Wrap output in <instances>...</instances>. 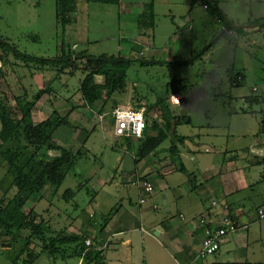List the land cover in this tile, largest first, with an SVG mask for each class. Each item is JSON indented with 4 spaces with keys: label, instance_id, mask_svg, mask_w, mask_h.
I'll return each instance as SVG.
<instances>
[{
    "label": "crops",
    "instance_id": "1",
    "mask_svg": "<svg viewBox=\"0 0 264 264\" xmlns=\"http://www.w3.org/2000/svg\"><path fill=\"white\" fill-rule=\"evenodd\" d=\"M242 5L244 18L230 16L256 50L249 49L241 62H235L234 66L240 69L230 70L244 76L241 106L232 101L224 108L217 102H201L183 88H165L161 96L168 117L159 119V127L147 129L144 135H157L159 128L170 130V135L157 150L141 158L140 139L115 136L113 106L110 107L113 102L104 105V95L101 100L88 103L79 92L85 73L81 77L77 71H35L0 49V68L5 71L0 76V92L5 91L2 86H7L14 97L50 88L51 92L44 94L34 107V121L57 117L60 123L53 131V140L62 148L81 152L78 159L83 151H101L102 156L109 151L113 163L103 160L101 165L94 164L87 176L96 184L92 186L97 187V194L89 201L95 200L100 215L90 211L70 218L61 227L68 235L84 234L91 239L92 247L101 252L106 264H264V218L258 216V210L264 209V0H242ZM181 22L186 23L184 19ZM142 36L148 37L144 31L138 32L133 50H147L145 43L150 44L149 40L142 41ZM136 43L140 44L139 49L135 48ZM120 52L123 51L119 49L117 54ZM255 61L260 63L258 69ZM96 80L103 82V77L97 76ZM177 91L179 101L186 100L181 107L173 97ZM115 98L119 105L129 106ZM11 103L15 106V98ZM153 116H147L148 126L159 118L157 114ZM173 142L177 154L170 149ZM60 153L51 149L47 156ZM135 177L154 184L155 193L147 195L145 203H140L142 188L131 184ZM4 191L0 190V197ZM50 196L48 189L45 199L36 205L44 217L56 207ZM214 200L229 204L239 228L226 238L217 253L202 258L199 251L204 234L198 220L203 217L211 223L218 222L222 209L212 205ZM52 225L57 227L55 221ZM33 249L41 255L32 264H95L74 254L72 246L65 249L63 256L42 254L40 246ZM19 250L9 237H3L0 264H12ZM24 257L25 254L19 262Z\"/></svg>",
    "mask_w": 264,
    "mask_h": 264
},
{
    "label": "rangeland",
    "instance_id": "2",
    "mask_svg": "<svg viewBox=\"0 0 264 264\" xmlns=\"http://www.w3.org/2000/svg\"><path fill=\"white\" fill-rule=\"evenodd\" d=\"M122 1V8L120 5L80 1L75 24L63 33L55 15V0H0V39L9 41L20 51L44 57H54L63 41H71L78 44L75 45L76 53L86 49L95 55H111L117 54L120 49L122 54H130L135 59L165 60L164 64L159 65L133 62L123 92L115 95L121 99L122 104L130 107L149 106L146 113L152 118L157 114L164 119L162 113L167 111L161 94L171 86L183 88L192 97L201 99V102H217V105L227 108L234 101L241 106L243 85L232 86L229 71L240 69L234 66L235 62H241L248 50H256V47L251 46L244 34L235 28V35L229 34L225 24L229 22L237 26L231 14L237 15V18L245 17L242 0H235V3L233 0H208L209 9L203 7L202 0H154V29H149L150 8L146 6L151 0ZM145 12L147 17H141L144 23L139 28L138 18ZM219 12H223L224 23L217 21ZM182 19L186 21L185 24L181 22ZM146 29L151 34L146 37L150 44L144 42L148 45L147 50L144 47L142 51L133 50L134 38L138 32H145ZM144 37L142 41L146 40ZM216 37H219L218 41L211 46ZM77 63V74L83 77L85 59H79ZM254 65L258 69L260 63L255 61ZM1 88L5 89L3 92L11 101L14 98L11 91L7 86ZM173 94L176 104H179L180 92ZM83 152L68 173L61 194L54 196L55 209L45 216L51 220L50 224L55 221L58 228L55 225L53 227L56 230H61L72 217L84 216L90 211L100 215L94 206L95 200L89 201L91 196L97 194V187H93L96 184L88 181L87 176L94 164L101 165L103 160L105 163L113 161L109 151L103 153V156L101 151H92L90 154ZM1 177L3 174H0V180ZM0 182V190L7 188L12 182V174H6ZM69 187L74 188L76 195L73 199L65 200L61 195ZM59 207L64 210H58Z\"/></svg>",
    "mask_w": 264,
    "mask_h": 264
},
{
    "label": "trees",
    "instance_id": "3",
    "mask_svg": "<svg viewBox=\"0 0 264 264\" xmlns=\"http://www.w3.org/2000/svg\"><path fill=\"white\" fill-rule=\"evenodd\" d=\"M80 1L88 4L101 3L105 5H120L121 2V0H55V15L63 33H66L69 26L76 21ZM201 4L204 6V4H208V1L202 0ZM146 6L150 8L149 29H154L156 26L154 0H151ZM209 8L208 4L207 9ZM143 15L146 16V12L138 18L139 28L144 23L141 21ZM217 16V21L218 19L221 20L218 23H224L220 12ZM234 27L238 28L237 31L241 29V27L231 25L229 22L225 24L226 31L232 30L234 33ZM148 32L146 29L145 34L150 37L151 34ZM218 39L219 37H216L210 45H214ZM75 45L71 41H63L60 44L59 53L50 58L20 51L14 44L0 39V48L7 57L12 53L17 61H21L26 67L35 69V71L52 69L58 73L67 70L74 73L79 69L78 60L85 59V66L82 69L85 76L80 81L79 92L90 102L99 101L105 95L104 105L112 101L113 105L110 107L113 106V110L121 106L118 104L115 95L123 92L127 84L128 71L133 62H141L147 65L151 63L159 65L166 62L163 59H135L130 54H122L123 52L111 55H95L86 50H81L76 53ZM1 58L3 57L1 56ZM4 63L7 64V60ZM4 74L3 68H0V76ZM97 76H102L103 82H98ZM229 76L232 86H239L244 80L243 74L239 71L236 73L229 71ZM238 76H242V81L233 85ZM47 92H51V89L44 87L31 95H15V106L12 105L6 93L0 92V174H3L2 180L6 174H12V182L5 188L4 194L0 197V240L3 237H9L15 249L20 247L12 264H32L41 255L40 252L33 249L34 246H40L42 254L45 253L49 256H63L65 249L72 246L74 247V254L84 256L87 261L95 264H106L101 252L96 251L93 247L86 251L87 245L84 234L68 235L64 230L57 231L50 224V220L36 209V205L45 199L48 189H51L50 200H53L54 196L59 193L67 174L74 167L81 154V152L76 153L62 148L54 142L53 131L60 123L57 117L47 118L40 122L34 121V107ZM147 108L150 109L149 106ZM162 114L164 118L168 117L167 112ZM159 119L161 118H155L150 126H148L149 124L148 127L146 126L145 131L149 128L159 127ZM157 130H159L157 135L146 133V136L139 138L141 144L138 149V156L140 158L157 150L170 135V130L164 128ZM172 132L174 135L177 134L176 130ZM51 149L60 150V155L47 156L48 150ZM170 149L172 153L177 154L178 149L175 142ZM75 194L73 189H67L61 196L65 200H69ZM232 217L237 220L236 217ZM24 254V259L19 262Z\"/></svg>",
    "mask_w": 264,
    "mask_h": 264
},
{
    "label": "built area",
    "instance_id": "4",
    "mask_svg": "<svg viewBox=\"0 0 264 264\" xmlns=\"http://www.w3.org/2000/svg\"><path fill=\"white\" fill-rule=\"evenodd\" d=\"M205 9L208 8V4H204ZM218 22H221L218 19ZM229 34H233L232 30H227ZM1 66V64H0ZM242 81V76L236 77L233 85ZM256 90V88H254ZM186 100H183L178 107L185 105ZM114 119V133L115 136L120 138H130V139H139L144 136L145 128L147 126L146 118V107H130V106H118L112 112ZM100 119H103L101 115ZM131 184L138 185L142 188V195L140 198V203L146 202V196L152 195L155 193L154 184L148 180H145L142 177H135ZM214 207L220 206L222 209V215L219 218L218 222L211 223L206 218L199 219V223L202 226V231L204 238L201 244L199 255L202 258H207L211 255L217 253L221 245L225 242L226 238L236 233L239 228V222L231 216L230 206L226 202H219L218 200L212 201ZM92 216V215H91ZM258 216L264 218V209L258 210ZM87 249L92 247L91 239H86Z\"/></svg>",
    "mask_w": 264,
    "mask_h": 264
},
{
    "label": "water",
    "instance_id": "5",
    "mask_svg": "<svg viewBox=\"0 0 264 264\" xmlns=\"http://www.w3.org/2000/svg\"><path fill=\"white\" fill-rule=\"evenodd\" d=\"M135 48H136V49H139V48H140V44L136 43V44H135Z\"/></svg>",
    "mask_w": 264,
    "mask_h": 264
}]
</instances>
